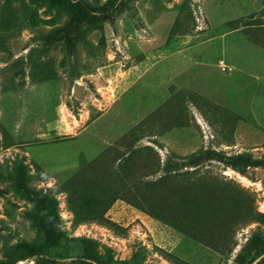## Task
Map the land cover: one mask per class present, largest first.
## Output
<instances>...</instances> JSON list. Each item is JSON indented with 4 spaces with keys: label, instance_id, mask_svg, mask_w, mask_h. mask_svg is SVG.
I'll list each match as a JSON object with an SVG mask.
<instances>
[{
    "label": "rangeland",
    "instance_id": "rangeland-1",
    "mask_svg": "<svg viewBox=\"0 0 264 264\" xmlns=\"http://www.w3.org/2000/svg\"><path fill=\"white\" fill-rule=\"evenodd\" d=\"M77 1L0 0V264L37 237L30 197L5 180L20 166L57 203L52 264H82L81 240L112 264H240L264 240L262 167L209 162L194 176L200 192L216 183L245 205L207 244L123 199L104 220L78 217L62 188L81 176L115 187L113 160L136 150L147 162L209 148L264 160V0H123L74 55L45 48Z\"/></svg>",
    "mask_w": 264,
    "mask_h": 264
},
{
    "label": "trees",
    "instance_id": "trees-1",
    "mask_svg": "<svg viewBox=\"0 0 264 264\" xmlns=\"http://www.w3.org/2000/svg\"><path fill=\"white\" fill-rule=\"evenodd\" d=\"M122 3L123 0H108L102 6H92L85 0H78L72 8L71 19L42 39L44 47L64 44L69 54L74 55L77 45L85 40L87 31L107 22L119 11ZM148 149H151L150 146L143 151ZM140 152L136 150L134 154H122L113 160L112 166L121 172L115 187L84 179L83 176L73 179L71 185L64 184L62 189L68 194V203L75 214L104 220L106 211L113 203L123 199L165 225L207 244L214 231L218 230V224L228 220L233 223L245 205L234 194L219 191L216 183L208 182L202 189L203 193L200 192L194 176L209 162L232 168H264L262 159L228 155L211 148L181 157L170 151L163 162L159 157L147 162L139 156ZM0 179L4 178L0 175ZM5 180L30 197L34 208L30 218L37 230V237L31 243L6 248L2 264H17L28 259H35L37 264H52L50 250L61 239L57 203L28 184L22 166ZM206 233L209 235L206 236ZM263 255L264 240L255 236L238 260L240 264H263ZM78 259L82 264H112L103 260L98 243L93 240L80 241Z\"/></svg>",
    "mask_w": 264,
    "mask_h": 264
}]
</instances>
